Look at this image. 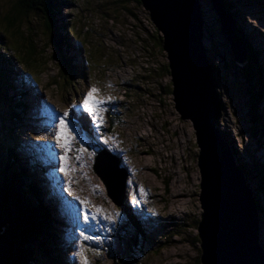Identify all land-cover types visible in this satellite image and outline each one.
Wrapping results in <instances>:
<instances>
[{
	"label": "rangeland",
	"instance_id": "rangeland-1",
	"mask_svg": "<svg viewBox=\"0 0 264 264\" xmlns=\"http://www.w3.org/2000/svg\"><path fill=\"white\" fill-rule=\"evenodd\" d=\"M19 1L22 0H0V18L6 24L10 22L7 15ZM233 1L241 11L237 27L245 28L253 48L261 51L264 58V0ZM73 2L61 8V15H56V20H60L58 33L63 35L64 25L69 24V27L76 26L81 39L87 40L80 56L77 54L73 58L74 64L80 61L79 65L86 64L84 61L87 60L88 64L84 65L86 75L72 79L62 74V56L59 54L58 57L54 50L45 15L28 12L17 23L24 38L20 41L36 45L42 63L37 72L34 67L30 70L36 83L26 86L25 79L22 76L20 79L24 88H33L36 94L29 96V115L20 116L14 133L8 131L11 125H4L0 119L3 129L0 138L14 135V139L25 146L32 142L39 151L43 150L44 154L38 160L44 169L42 177L45 180L57 169L54 176L59 183L56 187L65 196L55 194L57 205L53 217L61 222L56 226L59 238H63L58 244L67 247L64 256L70 259V264H82L78 254L82 251L90 264H201L196 226L203 212L199 201L200 149L192 122L181 120L176 110L167 54L154 40L157 29L149 13L135 6L133 0ZM202 4L206 19L204 42L216 70V83L224 105L218 130L225 136L226 145L235 152L232 158L237 167L252 157L264 161V144L254 136L251 116L255 90L233 66L212 0H202ZM234 21L237 22L236 17ZM2 31L4 38L8 35L6 41L14 49L16 40L10 32ZM13 54L11 50L10 55ZM18 65L15 68L19 69ZM93 87L98 89V98L106 101L100 105L101 119L97 123L102 126L98 128L99 141L94 142L71 118L77 115L81 125L92 133L91 123L79 116L75 103H81ZM109 98L111 101L107 102ZM2 101L5 115L15 113L14 106L3 98ZM263 107L261 104V109ZM72 108L77 112L74 113ZM65 111L69 113L66 118L69 130H76L68 153L56 144L55 138L59 120L54 116L63 117ZM41 143L45 145H39ZM102 147L118 154L122 168L129 173L121 205L109 197L104 183L94 171L97 150ZM79 148L86 151L80 152ZM61 156H67L66 165ZM50 164L52 167L47 168ZM62 166L69 169L67 177L60 171ZM68 181H71L74 196L63 188L69 187ZM76 197L90 202V214L97 215L95 221L84 223L83 206ZM101 209L103 211H99ZM139 212L154 222L147 226V235L143 236L152 240L150 245L134 242V235L127 233L130 231L127 215L137 218ZM106 215H110L111 220L106 219ZM76 222L78 225H74ZM260 223L264 244V216ZM80 231L91 235L93 240L84 241ZM34 246L40 253V247Z\"/></svg>",
	"mask_w": 264,
	"mask_h": 264
},
{
	"label": "water",
	"instance_id": "water-1",
	"mask_svg": "<svg viewBox=\"0 0 264 264\" xmlns=\"http://www.w3.org/2000/svg\"><path fill=\"white\" fill-rule=\"evenodd\" d=\"M140 2L162 36L176 110L181 120L192 122L200 149L199 201L203 210L198 223L200 262L264 264L258 203L216 126L224 106L216 84V70L204 42L206 19L202 0ZM212 2L233 66L244 75L249 58L245 46L236 36L237 23L227 14L220 0ZM101 160L103 165L98 166ZM94 171L104 183L109 197L121 205L129 173L121 167L120 158L109 151L100 153L96 156ZM9 227L0 211V236Z\"/></svg>",
	"mask_w": 264,
	"mask_h": 264
},
{
	"label": "trees",
	"instance_id": "trees-1",
	"mask_svg": "<svg viewBox=\"0 0 264 264\" xmlns=\"http://www.w3.org/2000/svg\"><path fill=\"white\" fill-rule=\"evenodd\" d=\"M133 1L135 6L143 8L140 0ZM230 1L220 0L227 14L238 20L241 11L236 8L233 0ZM73 3V0H22L14 6L12 13L7 15L6 19L10 21L7 22L8 24L0 18V119L3 120L4 125L7 123L11 125L9 132L14 133L17 130L16 121L20 119V116L24 114L28 116L30 106L28 99L30 95H35L33 88L31 90L24 88L20 76L25 79L26 86L36 83L30 70L34 67L37 72L42 63L37 46L20 41L23 37L17 23L28 12L45 15L54 50L58 57L59 54L62 56V74L72 79L86 75L84 65L88 64L87 60L84 61L86 64L79 65L80 61L74 64L73 58L77 54L80 56L81 49L84 48L87 40L81 39L76 26L69 27V24L64 25L63 35L58 33L60 20H56V15H61L62 7ZM2 29L10 32L16 40L14 49L6 41L8 35L5 34L6 37H3ZM246 32L245 28L235 31L238 40L249 53V63L247 68L245 67L244 76L247 83L250 86L252 83L255 90L251 106L254 136L258 137L260 144H264V107L261 109V104L264 105V58L260 49L258 52L253 48L251 38ZM155 34L154 40L162 49V36L158 30H155ZM11 50L14 51L13 55H10ZM17 63L20 70L15 68ZM2 98L14 106L15 113L5 115L7 112L4 113L2 110L4 107ZM0 128L2 132L3 129ZM220 133L223 135L222 132ZM224 140L227 141L225 136ZM249 160L243 164L241 162L238 167L243 171L253 196L259 204L261 216V212L264 214V161H260L259 157H252ZM38 170V164L29 153L28 146L14 139V135L6 136L5 139L0 138V211L10 224L6 233L0 236V264H48V262L69 264V259L64 256V247L58 244L61 238L56 232V220L53 217L55 205L54 201L52 202V196L55 193L48 185L49 181L42 177V170L37 173ZM252 184H254L253 188ZM260 220L263 221L262 217ZM127 225L130 228L127 233L134 235V242L137 240L147 245L152 243L149 238H143L147 235V226H151L150 222L142 220L139 223L135 216L130 215ZM196 226L198 227V222ZM35 244L40 247V253L36 250Z\"/></svg>",
	"mask_w": 264,
	"mask_h": 264
},
{
	"label": "snow or ice",
	"instance_id": "snow-or-ice-1",
	"mask_svg": "<svg viewBox=\"0 0 264 264\" xmlns=\"http://www.w3.org/2000/svg\"><path fill=\"white\" fill-rule=\"evenodd\" d=\"M111 98H109L110 102ZM106 101L104 99L98 98V89L96 88H91L83 98L81 104L78 107H82L83 111L88 113L90 117H92L93 123H96L98 120L101 119L100 117V105L105 104ZM106 111V109H105ZM69 113L67 111L64 112L63 117H56L54 116V119L59 120V125H58V131L55 132V138H56V144L64 150L65 153H68L71 151V141L75 139V136L73 133L76 131L75 129H72L71 131L69 130V126L66 123V118L68 117ZM102 125L99 123H96V127L99 128ZM104 143H107L105 140ZM78 151L83 152L86 151L85 148H79ZM61 160L65 161V165L67 162V156H61ZM103 165V160L99 162L98 166ZM60 171L64 174L65 177L68 175L69 169L66 166H62ZM69 187L67 188V191L69 195H73L74 193L71 190V181H68ZM141 191H143L141 189ZM76 199L79 201V203L83 206V221L85 224H88L89 221H95L97 219V215L90 214V209L88 207L89 201L85 200H79V197H76ZM99 211H103L102 209ZM116 215H119L117 213ZM106 219L111 220L110 215L105 216ZM80 236L83 238L84 241H92L93 237L91 235L85 234L84 231H80ZM83 247V246H82ZM87 251H92V249H87ZM81 257V262L82 264H90L88 261L87 257L84 255V252L78 253Z\"/></svg>",
	"mask_w": 264,
	"mask_h": 264
},
{
	"label": "clouds",
	"instance_id": "clouds-1",
	"mask_svg": "<svg viewBox=\"0 0 264 264\" xmlns=\"http://www.w3.org/2000/svg\"><path fill=\"white\" fill-rule=\"evenodd\" d=\"M236 23H239L238 20H237ZM239 27H241V26L239 25ZM169 72H170V71H169ZM216 126H217V128H218V122H217V125H216ZM218 129H219V128H218ZM223 137H224V136H223ZM224 142L226 143L225 140H224ZM228 146H229V144H228ZM229 148H230V146H229ZM230 151H231V154L234 155V152L231 150V148H230ZM234 162H235V161H234ZM238 168H239V167H238ZM245 179H246V178H245ZM247 182H248V181H247ZM247 184H248V183H247ZM249 187H250V185H249ZM250 189H251V188H250ZM251 191H252V190H251ZM59 193H60V192H59ZM59 193H58V194H59ZM56 194H57V193H56ZM58 194H57V195H58ZM60 194H61V193H60ZM55 197H56V195H55ZM56 198H57V197H56ZM258 206H259V204H258ZM263 216H264V214L261 212L260 219H261V217H262V219H263ZM261 222H263V221L261 220ZM56 230H57V229H56ZM68 263H69V262H68Z\"/></svg>",
	"mask_w": 264,
	"mask_h": 264
},
{
	"label": "bare ground",
	"instance_id": "bare-ground-1",
	"mask_svg": "<svg viewBox=\"0 0 264 264\" xmlns=\"http://www.w3.org/2000/svg\"><path fill=\"white\" fill-rule=\"evenodd\" d=\"M223 4V3H222ZM233 21H234V17H233ZM229 22V21H228ZM234 26H236L235 24H234ZM237 27V26H236ZM233 30H234V28H233ZM246 52H247V55H248V57H249V53H248V50H246ZM217 82V81H216ZM217 84V83H216ZM221 132V131H220ZM222 135V134H221ZM238 170L240 171V173L241 174H243V176H244V173H243V171H241L239 168H238ZM245 177V176H244Z\"/></svg>",
	"mask_w": 264,
	"mask_h": 264
}]
</instances>
